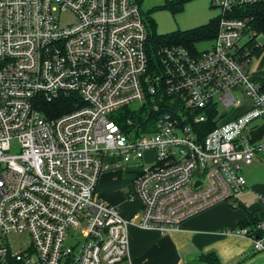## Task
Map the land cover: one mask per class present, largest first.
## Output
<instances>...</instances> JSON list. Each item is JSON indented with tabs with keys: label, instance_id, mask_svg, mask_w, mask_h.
Returning <instances> with one entry per match:
<instances>
[{
	"label": "built area",
	"instance_id": "1",
	"mask_svg": "<svg viewBox=\"0 0 264 264\" xmlns=\"http://www.w3.org/2000/svg\"><path fill=\"white\" fill-rule=\"evenodd\" d=\"M260 1L212 0L221 14L209 48L165 46L151 59L136 0H0V264H130L131 220L95 196L111 170L131 174L126 198L139 202L143 230L175 232L238 206L242 165L264 152V138L244 135L264 120V86L246 71L264 37L241 16ZM65 13L74 21L62 25ZM236 94L249 108L215 120L218 105L242 104ZM69 95L78 100L68 113L40 109ZM143 109L152 120L136 119ZM11 234L29 244L12 251ZM228 234L264 254V235Z\"/></svg>",
	"mask_w": 264,
	"mask_h": 264
},
{
	"label": "crops",
	"instance_id": "2",
	"mask_svg": "<svg viewBox=\"0 0 264 264\" xmlns=\"http://www.w3.org/2000/svg\"><path fill=\"white\" fill-rule=\"evenodd\" d=\"M143 1L140 0V7ZM152 4H155L154 1L149 0V5ZM260 53L259 49L252 53L246 71L250 80L264 86V55ZM248 108L249 102L228 119ZM247 134L254 142L262 141L264 120L253 122L247 128ZM253 161L247 165L250 167L253 163L252 170L243 175L246 187L238 195L237 207L219 204L186 220L178 231L167 234L137 227V219L133 217L139 212L140 204L138 201L129 202L126 198L132 177L128 179L118 170L102 173L95 196L108 205L117 206L121 214L131 220L128 226L130 264H206L201 261V256L210 254L217 258L219 264H264V254L254 252L247 238L228 234L240 228L248 213L264 224V206L259 203V197H264V175L259 165L262 160L256 156Z\"/></svg>",
	"mask_w": 264,
	"mask_h": 264
},
{
	"label": "trees",
	"instance_id": "3",
	"mask_svg": "<svg viewBox=\"0 0 264 264\" xmlns=\"http://www.w3.org/2000/svg\"><path fill=\"white\" fill-rule=\"evenodd\" d=\"M186 0H166L165 3L158 7L161 9H168L173 12L180 10ZM137 3L140 6V0H137ZM157 8V9H158ZM243 13L241 16L245 17L248 20V24L253 31L255 36L262 35L264 37V0L251 5L246 6L242 9ZM154 11V8L148 12L143 13L147 27H148V54L151 59H156L157 49L165 46H181L187 49H194V44L201 41H211L216 34L217 30V20H210L208 23L201 25L199 27L184 30V31H175L165 35H160L156 31V24L151 18V13ZM260 47L253 46L251 52L249 53V62L252 53L258 50ZM249 64V63H248ZM78 99L74 96H58L50 101H40V109L47 117H57L64 113L72 111L74 108V103ZM141 114V113H140ZM152 120L151 114L147 109L142 110V115L137 116L138 118H147ZM214 126V124H213ZM212 126H209L207 130L212 129ZM260 222L255 219L251 214H247V218L242 222L239 227L246 228L254 237L260 238L264 235V231L256 229V226ZM201 261L206 264H219L217 258L214 255H203L201 256Z\"/></svg>",
	"mask_w": 264,
	"mask_h": 264
},
{
	"label": "rangeland",
	"instance_id": "4",
	"mask_svg": "<svg viewBox=\"0 0 264 264\" xmlns=\"http://www.w3.org/2000/svg\"><path fill=\"white\" fill-rule=\"evenodd\" d=\"M153 1L155 4L149 5V0H144L141 4V8L143 12H148L149 10H151L152 7L155 6L154 11H152L151 13V18L154 20L156 24V31L160 35H165L175 31H184L199 27L201 25L208 23L210 20H214V21L217 20V18L221 14V9L214 7L212 5V0H186L182 8L176 12H173L168 9L158 8V6L160 7L161 5H163V3H165V0H153ZM73 21H74V17L70 13H65L61 16L62 25H65ZM257 39L258 41L261 42V46L259 50H261L260 55L263 56L264 39L260 37H258ZM210 45L211 44L209 41H201L194 44V49L196 51H203L209 48ZM236 96H238L242 100V104L236 107H228V108L224 107L223 105H218L217 108L218 115L215 118V120L216 119L219 120L221 117H226L228 115L231 116L235 114L238 110L243 109L248 104V99H246L245 97L239 94H236ZM216 98L217 96L215 97V99ZM215 120L213 119V121ZM244 135L248 136L247 130L244 132ZM17 152H18L17 141H12L10 144V153L14 155ZM257 157H259L262 160V163L259 165L261 166L262 174L264 175V152L257 155ZM253 160L252 161L255 162V158ZM252 165L254 164L252 163ZM252 165L250 167L247 165L242 166V173L244 176H246L249 170H252L253 168ZM132 166L135 167L136 164H131L128 167H132ZM117 172H121L122 174L127 176L128 179L131 177L130 173H125L123 170H118ZM125 188H126L125 191L127 192L128 187L126 186ZM5 243L12 251H17L19 248L23 250L29 244V238L26 234H11L7 236Z\"/></svg>",
	"mask_w": 264,
	"mask_h": 264
}]
</instances>
